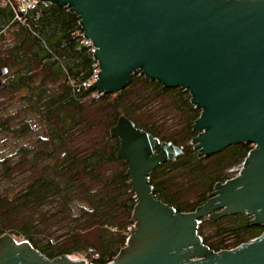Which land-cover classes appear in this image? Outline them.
<instances>
[{
    "label": "trees",
    "instance_id": "trees-1",
    "mask_svg": "<svg viewBox=\"0 0 264 264\" xmlns=\"http://www.w3.org/2000/svg\"><path fill=\"white\" fill-rule=\"evenodd\" d=\"M21 20H17L15 15ZM68 6L0 0V237L26 239L45 257L106 264L125 245L136 203L128 165L111 128L121 116L159 141L182 147L148 173L152 194L177 212L203 204L251 149L232 144L202 156L193 129L200 109L188 91L134 73L120 91L85 85L95 59ZM251 214L203 218L196 234L211 251L258 237Z\"/></svg>",
    "mask_w": 264,
    "mask_h": 264
},
{
    "label": "water",
    "instance_id": "water-1",
    "mask_svg": "<svg viewBox=\"0 0 264 264\" xmlns=\"http://www.w3.org/2000/svg\"><path fill=\"white\" fill-rule=\"evenodd\" d=\"M70 7L91 41L98 94L122 90L134 73L180 87L200 109L194 149L216 154L249 143L240 173L217 183L191 212L152 194L148 173L182 147L159 141L121 116L111 128L128 165L136 203L125 245L106 264H264V231L233 249L211 251L195 230L203 218L246 213L264 225V0H40ZM7 68H0V91ZM240 168V164L236 169ZM0 264H90L45 257L26 239L0 237Z\"/></svg>",
    "mask_w": 264,
    "mask_h": 264
},
{
    "label": "built area",
    "instance_id": "built-area-1",
    "mask_svg": "<svg viewBox=\"0 0 264 264\" xmlns=\"http://www.w3.org/2000/svg\"><path fill=\"white\" fill-rule=\"evenodd\" d=\"M38 3H41V4H43V5L52 4V3L48 2V1H40V0H22V6H23V7H27V6L35 5V4H38ZM15 18H16L17 20H21V18H20L17 14L15 15ZM85 39H86V38H85ZM86 43L89 44V45L91 46V50H92V54H93V46H92V44H91V41L88 40V39H86ZM94 59H95V58H94ZM98 72H99L98 63H97V61L95 60V63H94V70H93V72H92V74H91L89 80H88L87 82H85L84 84L90 86L91 83H93L94 81H96V80L98 79ZM138 73H139V72H138ZM252 148H253V145H252L251 149L248 151L247 155L250 153V151L252 150ZM247 155H246V156H247ZM245 158H246V157H245ZM245 158H244L243 161L241 162V164H240V168L238 169L237 174H235L233 177L237 176V175L240 173L241 169L243 168V165H244V162H245ZM233 177H231V178H233ZM251 216H252V219H254L253 215H251ZM263 231H264V230H263ZM262 233H263V232H262ZM219 251H221V250H219ZM219 251H215V252L218 253ZM111 261H112V260H111ZM111 261H110V262H111ZM90 264H92V263H90Z\"/></svg>",
    "mask_w": 264,
    "mask_h": 264
},
{
    "label": "rangeland",
    "instance_id": "rangeland-1",
    "mask_svg": "<svg viewBox=\"0 0 264 264\" xmlns=\"http://www.w3.org/2000/svg\"><path fill=\"white\" fill-rule=\"evenodd\" d=\"M251 146H252V145H251ZM237 172H238V169L236 170V172L234 171V172L229 173L230 178L233 177L235 174H237ZM131 227H132V226H131ZM15 239L18 240L19 237H16ZM22 239H23V238H22ZM75 257H76V258H79V259H83L82 256H75ZM84 260H85V259H84Z\"/></svg>",
    "mask_w": 264,
    "mask_h": 264
}]
</instances>
